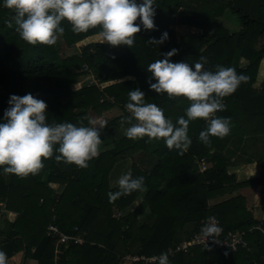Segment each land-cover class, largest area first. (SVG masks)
<instances>
[{
	"label": "trees",
	"instance_id": "16d2710c",
	"mask_svg": "<svg viewBox=\"0 0 264 264\" xmlns=\"http://www.w3.org/2000/svg\"><path fill=\"white\" fill-rule=\"evenodd\" d=\"M155 3L154 29L141 26L132 47L90 43L82 46L79 54L65 56L61 42L32 45L21 39L15 30L14 11L0 6V78L4 91L0 95V120L9 107L10 95L29 92L46 102L49 124L87 126L93 116L104 118L117 109L121 113L100 129L99 154L88 161V167L57 162L54 151L34 175H0V212L6 211L0 217V251L6 254V264L20 254V264H119L128 254L169 255L173 245L200 233L209 216L219 221L222 239L231 240L230 233H239L246 247H193L188 253L168 256L170 264H264V233L258 228L264 226V220L255 218L247 196L239 194L256 187L264 192V76L256 88L264 61V0ZM226 15L236 17L241 27L238 31L225 27L222 19ZM172 21L209 37L180 47L168 29ZM61 26L64 32L58 40L68 48L100 31L97 26L77 34L67 20ZM165 31L169 39L164 44L148 43ZM173 48L178 51L170 58L172 62L191 64L203 56L207 58L205 70L216 71V66L222 65L247 77L234 93L223 98L225 108L216 113L230 118L229 134L210 137L204 144L198 135L207 127L205 121H190L192 143L182 153L169 150L163 139L117 136L135 123L128 119L130 113L124 107L131 89L140 88L146 102L162 108L173 123L185 116L189 99L169 98L149 88L147 65L164 58L163 54ZM242 60L246 61L244 66ZM83 67L97 74L98 84L77 90L78 79L86 75ZM114 81L119 82L100 86ZM203 161L207 169L201 172ZM123 165L134 177L145 178L144 190L109 202L107 193L117 190L116 174ZM254 165L259 168L258 177L238 178L235 170L247 171ZM114 208L123 212L121 219L114 217ZM142 214L144 224L139 223ZM52 223L65 234L83 235L86 243L69 246L57 257L55 241L46 235ZM190 225L193 228L185 239L182 234Z\"/></svg>",
	"mask_w": 264,
	"mask_h": 264
},
{
	"label": "clouds",
	"instance_id": "9594fccd",
	"mask_svg": "<svg viewBox=\"0 0 264 264\" xmlns=\"http://www.w3.org/2000/svg\"><path fill=\"white\" fill-rule=\"evenodd\" d=\"M155 0H0V6L14 11L13 20L16 32L25 42L52 46L57 43L64 28L62 21L71 24L74 33L87 32L99 26V36L112 46L132 47L135 34L154 29ZM139 18V23L137 19ZM169 39L163 32L159 38L153 37L148 43L162 45ZM173 48L147 65L151 73L149 88L157 94L166 93L169 98L186 97L191 101L185 116L175 123L166 118L162 108L145 100L140 89L128 92L125 109L130 113L129 120H135L124 132L129 139L147 137L149 140L163 139L169 149L186 151L192 141L188 135L190 121L203 119L207 127L199 132L198 139L204 144L210 137L223 138L231 130L229 117L217 116L225 105L223 98L234 93L242 82L247 80L237 74L232 67L216 66V71L204 69L207 58L201 56L194 63L172 62L176 55ZM155 82H152V81ZM9 107L0 120V175L14 174L26 177L36 174L43 167V160L53 157L66 164L88 167V161L99 154L101 144L100 129L107 121L88 118V125L80 126L71 122H46L47 104L31 92L20 96L10 95ZM58 145V147H57ZM143 176L134 177L131 171L116 180L117 190L107 193L113 202L134 191L144 190ZM221 228L215 217L209 216L201 225L200 234L208 240H216ZM158 264H170L167 253H161ZM0 264H6V254L0 251Z\"/></svg>",
	"mask_w": 264,
	"mask_h": 264
},
{
	"label": "rangeland",
	"instance_id": "374dc122",
	"mask_svg": "<svg viewBox=\"0 0 264 264\" xmlns=\"http://www.w3.org/2000/svg\"><path fill=\"white\" fill-rule=\"evenodd\" d=\"M172 15H173L174 18L176 17V13L175 12L172 13ZM229 16L230 15H226L222 19L223 24L225 25V27L229 28V30L238 31L241 27L237 23L236 17H232V16L229 17ZM168 27H169L168 29L173 32V34H172L173 36L172 37L174 38L175 42L180 45V47L188 46L190 44H193L195 42H198L199 40L206 39V38L209 37V36H202V33H200V31H198L196 29H190V28H188L186 26H183V27L182 26H178L176 24V21H172L171 23H169V26ZM57 42L58 43L61 42L62 53L65 56V55H72V54H77V53L79 54L80 53V48L82 46H84L85 44H90V43L92 44V43H98V42H104V41H103V38L102 37H100L99 35H97V36H94V37H91V38L87 39L86 41H83L82 43H79V44H76L74 46H71V48L65 47L64 46V42L61 41V39H59ZM241 63H242L241 66H244L245 63H246V61L242 60ZM83 71L86 72V75H84V76H82V77H80L78 79V81H77L78 83L74 86V88L77 89V90H80L81 88L87 87V86H90V85H94V84L97 85L98 84V82H97V74L94 71H91V70H89L86 67H83ZM263 76H264V61L262 62V65H261L260 76H259V79L257 81L256 88H260L261 83H262ZM125 80H128V79H125ZM1 81L2 80L0 78V95H3L4 94V91H3V87L1 85ZM120 81H122V80H120ZM117 82H119V81L105 83V84H102L100 86H101V88H104V87H106L108 85H111V84H114V83H117ZM120 114H121L120 111L117 109V110L108 112L104 118H99V117L93 116V119L104 120V121H107L108 122L109 120H112V119L118 117ZM125 130H126V128L120 130V132L117 133L118 134L117 136H124ZM126 172H127L126 165H123L122 167L119 168V171L116 174V176L119 178L120 175H122V174H124ZM12 175L13 174H4V177L9 178V177H12ZM239 175L241 176V178L238 176V178L240 180L248 179V177L250 178V176H248V174L243 173V172L240 173ZM237 194L238 193H235V194H233V196H235ZM247 196L249 198L251 197L250 195H247ZM253 197H254V195H253ZM261 198L263 200V197H261ZM137 204H139V202ZM258 209H260V208H258ZM127 212H129V210H127ZM257 213H259V212L256 211L255 212V216H257V218H258V216L260 214H257ZM143 214H146V212H144ZM143 214L140 216V219H139V223L140 224H144L145 223V217H144ZM262 220H264V219L262 218ZM18 261L19 260H16V259L15 260H12L11 261V264H19L20 262L18 263Z\"/></svg>",
	"mask_w": 264,
	"mask_h": 264
},
{
	"label": "built area",
	"instance_id": "2783aa9c",
	"mask_svg": "<svg viewBox=\"0 0 264 264\" xmlns=\"http://www.w3.org/2000/svg\"><path fill=\"white\" fill-rule=\"evenodd\" d=\"M207 164L205 161L201 164L200 171H206ZM6 211L1 210L0 217ZM123 212L114 208V217L117 219H121L123 217ZM56 217L54 218V220ZM218 226L220 227L219 221L216 219ZM221 228V227H220ZM258 228L264 233V226H258ZM76 231L78 229L76 228ZM222 229L220 234L216 237V240L211 237L206 240L200 233L194 234L189 240H185L179 244L173 245L171 249H169V255L173 256L175 253H188L193 247L200 246L203 249L209 248L212 245H216L218 247H226L236 250L238 246L246 247V242L244 241V237L239 233H230L228 236L231 240L222 239ZM46 235L52 238L55 241L56 246V255L57 257L62 253L63 249H67L72 245H84L86 243L85 238L81 234H65L56 224H50L46 229ZM154 257H147L144 255L138 254H128L120 259L119 264H136L143 262L144 264H152L157 260L153 259Z\"/></svg>",
	"mask_w": 264,
	"mask_h": 264
},
{
	"label": "crops",
	"instance_id": "0c3cea01",
	"mask_svg": "<svg viewBox=\"0 0 264 264\" xmlns=\"http://www.w3.org/2000/svg\"><path fill=\"white\" fill-rule=\"evenodd\" d=\"M246 166H252V165H246ZM235 171H236V173L238 174V176L240 178H241V176L239 174L242 173V172L248 174V176H250V178H254V177H258L259 176V168L256 165L253 166V168H251L250 170H247V171L246 170H242V169L235 170ZM248 179H249V177H248ZM240 193L241 194L245 193L244 195H246V196L250 195L251 196L250 198L247 196V198H248V207L251 208V210L254 213V216H255V212L256 211L259 212L257 214H260V215L258 216V218H257V216H255V218H257L258 220H262V218L264 219V192H263L262 188H260V187L248 188V189H244V190L240 191L239 194ZM253 195H254V197H253ZM261 197H263V200H262ZM258 208H260V209H258ZM192 228H193L192 225L188 226L186 231L182 234L185 237V239L188 238L189 234L191 233V232L189 233V230L192 229ZM15 259L19 260L18 263L19 262L21 263L22 254L16 255L12 260H15Z\"/></svg>",
	"mask_w": 264,
	"mask_h": 264
}]
</instances>
